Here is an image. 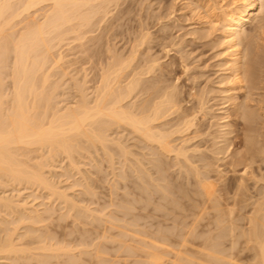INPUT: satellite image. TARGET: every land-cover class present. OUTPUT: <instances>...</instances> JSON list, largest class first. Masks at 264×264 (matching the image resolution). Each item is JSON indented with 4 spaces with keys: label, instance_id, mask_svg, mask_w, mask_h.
I'll list each match as a JSON object with an SVG mask.
<instances>
[{
    "label": "rangeland",
    "instance_id": "rangeland-1",
    "mask_svg": "<svg viewBox=\"0 0 264 264\" xmlns=\"http://www.w3.org/2000/svg\"><path fill=\"white\" fill-rule=\"evenodd\" d=\"M22 1L24 0H11V4L13 7H16ZM263 1L264 0L260 1L259 3L260 6H258V9L256 10L257 16H255L254 19L251 22L247 23L245 26L246 29L243 35V37L245 36V38L243 39V48H245L244 53H246V55L247 53L248 55L252 54L250 56H252L254 59L249 58L247 55L244 57L243 61L247 62L249 60L248 62H251L253 65L254 73H255L254 74V86L252 85L248 87V85L245 84L246 86H244L241 89H237L235 91V96H236L235 101L241 105V108L237 112L234 109L232 100H228L227 97H225L226 93L222 91L223 89H225L227 85L226 82L224 81V75H223L224 71H222L221 69L222 67L221 63L223 62V55H221L222 54L221 51H222L223 45L221 44V41L218 37V34L220 33L219 30L222 29V25L221 23H217L214 26L209 25L208 23H201V20L198 17L201 14L210 16L214 12H218L220 9H224L227 5H230L231 0L230 1L229 0H221V1L220 0H117L116 4H113V2L110 3L109 5V8L111 9L110 15L108 14L107 17H105V19L101 21L103 24L100 22L103 28L104 27L106 28L107 26V28H109L110 30H107V28L103 29L102 27H100L101 25L99 23L95 22L97 18L101 15V13H98L92 18L93 20L94 19L96 20L93 22L91 19L90 20L91 22H89L85 26H79L77 24L73 26V23L78 21L77 19H73L70 23H66L62 27L57 28V29H52V30L50 29L49 31L46 32V34H44L45 42H46V45L48 46V49L45 52V55L47 57H46V61L44 64V68L46 67L47 71L50 74L53 73L51 75L52 76L54 75V76L52 77L50 75L47 82H45L44 84L45 88L43 89V93L46 95L49 94L50 96L52 95L54 96V97L53 96L51 97V105L54 106V108L56 109L62 107L66 102L74 101L75 98L78 97V92H77V88L75 85L76 82L81 83L83 80H85L86 81L85 87L87 88L86 92L90 91L92 87L94 86L95 81L97 79L96 77L97 75L94 71H96L97 73L99 72L98 68L99 66H101V62L105 61V59H107V57L111 55L112 52L128 54L131 48V45L137 42L139 38L138 36H140L142 33H146V37L144 38V41L142 43L143 45L141 44L143 47L140 45L139 50L136 53L137 55H136L135 60L137 59V62L135 60L134 62L142 65L144 64L145 60L149 59L148 57H156L157 60H159L158 63H161L156 66L157 68L155 67V69H153V71L155 70L154 72L150 73L149 75L145 77L146 80L144 79L145 81H143V85H144L143 87H146V91L147 92L156 91L160 93V92H163V90H172L173 92L177 93V96L179 95L178 97L181 99V105L184 107L185 105L186 107H188V106H191L192 104L193 105L195 104L194 106L197 107L200 101L202 104L204 103V105L202 106L203 107L202 112L199 111L200 114L197 113L198 115L197 122L199 123L202 134L197 139L201 141L200 142L197 141L199 144V148H198L199 153H196V155L206 154L207 156L211 157L210 162L211 160H213L211 162L212 165L210 164V168H212L211 174L213 177L211 179L215 182V188L218 191L217 194L222 196V198L219 197L220 204H217V205L224 212V218H225L223 223L219 222L217 224L215 222H212L210 223L211 225L208 224L207 226H204V229L206 228L207 230L211 229L212 235L210 233L209 236L220 235L223 232L227 233L226 230L228 226L230 225L229 220L231 219L233 220H231L232 224L230 226L233 227V230L235 229L234 230L235 233H238L242 227L247 228L248 222L245 216L250 215L253 207L255 206V204H244V205L235 204L234 205V204H228L224 202L225 200L223 199V196L228 191V182L231 181L232 176H237L239 172H236L237 174L236 173L233 174L232 172H230V170H228V161H230V156L227 155V153H225L224 156L221 154L215 155L213 154V151L217 145L227 144L228 142H230L229 149H241V150L244 149V146H243L244 138H245L244 128H243L244 124L240 116V112L242 111V109L246 112H250L251 114H253V117H254V121L251 124L252 126L251 132L254 134V136H256V140H257L255 142L257 145L256 152L260 150L261 147L264 145V61H263L264 60V25H263L264 24V19H263L264 18V2ZM43 2L42 1L41 3L39 2L40 4H38L37 7L38 6L40 7H38V10L33 14L34 17H36V19L40 21L43 20L44 13L48 11L49 6L47 5L50 4V3L48 4L49 1L48 2L45 1L44 3ZM123 6L124 8L122 9ZM207 10H210V11H207ZM111 19H113V22L114 21L115 22L113 23ZM16 20H18V18H16ZM119 23L121 24L119 25ZM21 25L22 24L20 23V26ZM109 26L110 27L112 26V28H110ZM258 26L261 28H259ZM262 26H263V29H262ZM90 27L91 29H89ZM97 28L99 31L97 30ZM257 28H259L260 30L259 29L257 30ZM79 31L82 33H80ZM107 31L109 32L106 33ZM99 35H101V37L103 36L104 38H106V40L101 38ZM249 35L255 38H252ZM58 36H59V41L57 40ZM162 36L164 38H162ZM111 37L113 39H111ZM149 37H150V40H149ZM129 38L131 39V41L129 40ZM107 39L110 40V43H109V40L107 41ZM254 39H257V40H254ZM86 40L89 42H87ZM91 44L92 45L94 44L96 46H92ZM144 44L146 47L144 46ZM218 44L220 46H218ZM141 47L144 49H142ZM47 53H49V55ZM58 53L63 56L62 63L60 62L59 65H53L52 59L55 58L56 55H58ZM91 53L94 54V57L92 56ZM89 54H91L92 57L90 56L88 57L87 55ZM95 54L98 56H96ZM5 57H6L5 58L6 61H4V65L6 66L4 67H7V68L2 67L1 70H2V77H3L2 87H3L4 94H6L5 98H7L6 99V104H7V102L9 103L10 101L9 99L11 97V89H12V77L10 74L11 73L10 72L11 71L10 62L12 60V53L9 49L6 50ZM94 58H98V59L94 60ZM250 60H253V61H250ZM159 65L161 67H158ZM52 66L54 67L50 69ZM187 66L188 68H185ZM93 67H94V70H93ZM157 70H161V71H157ZM5 77H7L6 80H5ZM153 77L154 78L156 77V79H154ZM152 78L154 81L151 80ZM147 81H148V84H147ZM157 83L158 84L160 83L161 86L160 84L157 85ZM168 83L170 85H168ZM146 85L147 86L150 85V86L147 87ZM177 90L179 91L177 92ZM190 92H195L196 96L192 97L190 95ZM237 92L238 94H236ZM145 94L146 93L144 92L140 93L139 96H137L136 100L139 101L140 99L144 98L146 96ZM243 94H244V97H243ZM238 96L240 99L237 98ZM193 101H196V102L193 103ZM63 102L64 104H62ZM42 110H43L42 107L36 110V113L40 112L38 116H40V114L42 113ZM203 111H206V112L203 113ZM34 113L35 112H31V117H33ZM48 115H50V111H49V114L47 113L46 116L44 117H42V114H41V117H42L41 119L45 118V120H42L43 122H45V124L48 120L47 118ZM234 115L236 117H234ZM221 116H224L225 118L224 117L221 118ZM227 124L230 125L229 128L232 130V132H230L231 134H226L225 137L227 138V140L224 141L223 139L225 137L221 135L223 133L222 131L228 130ZM232 124L234 125V127ZM129 131L130 130L128 127H124V128L112 127L108 131V138H118L126 146L125 149L128 152L125 153L124 155L119 153L120 151H118L117 147L114 144L107 143V146H106L107 148L100 146L99 143H96V146H88V144L85 143L86 141L84 137L82 136L78 137V140L76 139V141L73 140L74 142L71 141V144H73V146H76V145L77 146L70 147L72 150H70L68 153L61 151V150H59L60 151L59 152L57 150L53 153H49L51 154L49 155L46 147H40L39 149L38 148L35 149L33 147H21L20 149L16 150V153H15L16 157L18 159H21L22 161H24L30 166L34 165L35 161H36L35 163H37V161L38 163H40L39 161L42 160L41 162L43 164L41 163L39 167V169L43 171V172L41 171L42 175L49 177L48 179L50 181V184L53 185L55 188H57L58 191L60 190L64 191V189H67L65 190L66 192L65 191L64 192L67 195H69L67 197L70 200L65 201L64 198L60 196L58 193L53 194L52 192H50L51 190L49 191V189H47L46 186L42 184L37 185V184L25 183L24 181H20L18 185L17 181H10L9 177L0 175L1 176L0 196L11 197V195H13L12 199L15 201L17 200L21 201V199L23 200L25 199L26 206H24V208L25 207L26 208L25 209H22L23 207L19 208V210H21L22 213H24L25 210H26L25 213H27V211L33 210L35 208H37L39 211L37 215L36 214L33 215V217L30 219H27L24 217L17 219L18 214L19 213L22 214L21 211L20 212L15 211L14 213L13 211L9 212L8 208H4L3 205H0V223L2 224V227L0 224V238H1L0 241L8 239L7 238L8 235H10L9 239L12 238L13 241L17 240L14 242L12 241V243L15 244L13 245L15 249L13 252H11L12 255L9 252L0 253V255L10 257V258H0V263L3 262L2 264H11V263L12 264H32V263L36 264L37 259L43 258L44 260H46L45 264H79V263L83 264V262L85 261H86L85 263L87 264H91L92 262L94 264H141V263L142 264L144 263L154 264V262L149 261V259L144 256L145 252L152 250L148 246L149 243L147 242H150L148 239L151 240L152 239L151 237L159 236V233L161 230L166 231V232L172 231L174 235H172L171 238L173 240L177 239V237L175 236V233L178 231L180 227V224H178L177 222L180 220L179 218L180 215H178L177 213L183 211L184 208L189 207L190 205V204H186L187 198L186 196H184L183 192L192 194L190 192V188L192 187L190 186L189 182H186L185 169L182 168L180 172L177 165L169 166L170 164H173L172 159L171 161L163 157L159 159L157 155H155L154 153H151L148 147H145L143 145L144 142L142 140L138 139L137 141V137H135V135L132 132L131 134ZM236 135L237 137L235 138ZM80 138H83L84 140L83 139L80 140ZM195 141L196 140H194L193 142ZM76 143H79V144H76ZM80 147H82L83 149ZM84 147L88 149L85 150ZM70 153H72V155H70ZM142 153H143V156H142ZM121 155L122 157L124 156L123 157L124 159L121 157ZM150 155L153 157H151ZM258 155H259L257 157L258 159L252 165L253 169H255L254 175H256L255 176L256 178L254 177L253 179L246 180V184L247 186L249 184L248 186L249 191L252 194H255L257 189H259L261 185L262 186L264 185V180L260 179L261 175H263V178H264V161L262 160V158H264V154L260 153L259 151ZM45 161L46 163H44ZM197 163L201 164V162H197ZM154 164L156 165L160 164V165L154 166ZM213 165H215L216 167L215 166L213 167ZM75 166H77L78 168H75ZM111 166H113V168H111ZM138 166H141V167L138 168ZM162 167L167 169L166 172H162L161 170ZM136 169L137 170L141 169L142 171L139 173ZM257 169H260V170L258 171ZM137 175H139V178ZM219 175L221 177H219ZM188 176L190 177V175ZM157 177L158 178L163 177V179H158ZM212 180L210 182H212ZM188 181L190 180L188 179ZM180 183L182 184L185 183V185L180 186ZM154 184L156 186H154ZM146 187L147 189H145ZM158 191H160V193ZM180 196L182 198H180ZM129 200L131 201L130 203H129ZM70 201H72L73 203H71ZM128 204L130 205L128 206ZM74 205H75V209L73 207ZM142 207L143 209H140ZM45 208L46 209L49 208V213L47 215L45 214L47 212H44V213L41 212L42 209H45ZM81 209H84V210H81ZM85 209H87L88 211ZM90 211L92 213H89ZM173 211L175 212L173 213ZM225 211L228 215L225 214ZM84 212L85 214L87 213L88 215L87 214L85 215ZM94 212H96L97 214H95ZM121 213H124V216ZM216 213L217 211L213 207L206 209V211L202 212L201 214L202 216L200 215V218L198 219L199 224L200 225L204 224L208 218H209L208 220H212L213 215ZM15 214L17 216H15ZM89 214L91 217L89 216ZM91 214H94V215H91ZM230 214L233 217H231ZM58 216H59V219H58ZM155 216L157 218H153ZM119 217H123V218H119ZM129 218H130V221H129ZM175 218H176V221H175ZM20 220L22 224L19 223ZM200 225L198 226L199 228H200ZM239 225H241L242 227ZM130 226H133V227L130 229ZM142 230L143 231L145 230L146 232L144 231L141 233ZM147 231H151V232H147ZM42 232H44V234ZM32 233L34 234L32 235ZM123 233H125L124 236L122 235ZM136 233H139V234H136ZM143 233L145 236L149 235L148 236L149 238L145 237ZM45 234L47 235L46 237L44 236ZM49 234H51V237L49 236ZM17 235L22 238H18ZM31 235L37 239H34L33 237H31ZM134 235L135 236L137 235V237L135 238ZM190 237L191 236H188L190 240L194 239L196 241H202L205 237H208V234L198 232L195 235H193L191 238ZM45 238L47 239L46 241H44ZM134 240H136V243ZM219 240L223 241L220 247H224L225 243H226L225 245L228 244L227 236ZM82 241L83 242L85 241V242L83 243ZM142 241L144 242V244H142L143 243ZM242 241H243V238L239 236L238 242L236 243L235 247L232 249V253H233L232 255L234 259L236 258L237 260V261L235 260L234 261L237 262L238 264L239 263L244 264V261L245 263H248L249 261L250 263H253L254 260L251 259V256L253 255V250L242 248L241 247L243 246ZM46 242H47V245H50V248L53 249V251L51 249L46 250V249L39 248V246L46 245ZM77 242H79V244ZM158 243L159 244L162 243L161 245L164 250L170 249L172 251H175L176 249H178V245L175 242L168 244V242L163 243V242L158 241ZM34 245L36 247H34ZM166 245H168L169 248H165ZM119 246L122 249L118 248ZM149 248L150 250H146ZM117 249L118 251L116 253ZM84 250L87 252H85ZM15 252L16 254H14ZM18 252L24 255L19 254ZM97 252L100 253L101 255L96 254ZM94 253L97 257L95 255H92ZM45 254H48V256H46ZM70 254L71 256L69 258L68 255ZM14 255H15V258H14ZM72 255H75L77 260L74 259L75 260L74 261ZM169 255L172 256L171 254ZM169 255L165 256V260L166 262H168L167 264H171V261H169L170 259ZM16 256H18V258ZM21 257L23 260L21 259ZM32 257H34V259H32ZM247 259H248V262H247Z\"/></svg>",
    "mask_w": 264,
    "mask_h": 264
},
{
    "label": "bare ground",
    "instance_id": "bare-ground-1",
    "mask_svg": "<svg viewBox=\"0 0 264 264\" xmlns=\"http://www.w3.org/2000/svg\"><path fill=\"white\" fill-rule=\"evenodd\" d=\"M41 1L42 2L43 1L44 2L49 1L48 4L49 3L50 4L47 5V6H49L48 11L44 13L43 20L40 21V20H37L33 14L38 10V7H40V6L37 7V5L40 4ZM260 1L261 0H231L230 5H227L224 9H220L218 12H214L210 16H207V15H204L201 13H200L201 15L198 16L199 19L201 20V23H208L209 25H213V26L217 23H221V25H222V29L219 30L220 33L218 34V37L221 41V44L223 45V48L221 51L222 52L221 55H223V62L221 63V66H222L221 69H222V71H224L223 72L224 73L223 74L224 75V81L227 84L225 89H223L222 91L226 93L225 97H227L228 100H232V104H233L236 112L241 108V105L235 101V99H236L235 91L237 89L243 88L246 85H248V87H250L252 85L254 86V74L255 73H254L253 65L251 62H248L249 60L247 62L243 61L244 57L248 55V53H247V55H246V53H244L245 48H243V39L245 38V36L243 37V35L245 33L246 24L251 22L254 19V17L257 16L256 10L258 9V6H260L259 5ZM111 2H113V4H116L117 0H24L19 5H17L16 7H13L11 4V0H0V175L1 176L4 175V176L9 177L10 181H17L18 185H19L20 181H24L25 183L37 184V185L42 184V185L46 186V188L49 189V191L51 190L50 192H52L53 194L58 193L60 196H62L64 198L65 201H69L70 199L67 197L69 195H67L65 193L66 192L65 190H67V189H64L65 192L61 191V190L58 191L57 188H55L53 185L50 184V181L48 179L49 177L42 175L43 171L39 169L40 164L42 163L41 162L42 160L39 161L40 163H38V161H37V163H35L36 162L35 161L34 165L30 166L27 163H25L24 161H22L21 159H18L16 157V155H15L16 150L20 149L21 147H33L35 149L36 148L39 149L40 147H46L48 154L53 153L57 150L58 151L61 150V151L68 153L70 150H72L70 147H76L77 146V145L73 146V144H71V141H73V140L76 141V139L78 140V137L82 136V137H84V139L86 141L85 143H87L88 146H96V143H99L100 146L107 148L106 147L107 143H110V144H114L117 147L118 151H120L119 153L124 155L125 153L128 152L125 149L126 146L118 138H108V131L112 127H116V128L128 127L130 130L129 132L130 133L132 132L135 135V137H137V141H138V139L142 140L144 142L143 145L145 147H148V149L151 151V153H154L155 155H157L159 159L162 157L166 158L170 161L172 159L173 164H170L169 166H173V165L176 166L177 165L180 172H181L182 168L185 169V171H186V182H189L190 186L192 187V188H190V192L192 194L183 192L184 196H186V198H187L186 204H190V205H189V207L184 208L183 211L177 213L178 215H180L179 216L180 220L177 221L178 224H180V227H179L178 231L175 233V236L177 237V239L173 240L171 238V236L174 235L172 233V231L166 232V231L161 230L159 233V236L151 237L153 239V240L151 239L152 241L150 239H148L150 241V242H147V243H149L148 246L152 250L145 252L144 256L146 258H148L149 261L154 262V264H167L168 262H166L165 256H167L169 254L172 255V256L169 255L170 256L169 261H171V264H238L237 262H235V261H237L236 258L234 259L233 255H232L233 254L232 249L235 247L236 243L238 242V237L241 236L243 238V241H242L243 246H241V247L253 250V255L251 256V259H253L254 262L250 263V261L248 262V259H247L248 263H245V261H244V264H264V185L263 186L261 185V187L259 189H257L255 194H252L249 191V187H248L249 184H248V186L246 184L247 179H253L256 176V175H254L255 169H253L252 165L258 159L257 158L259 156L258 152L260 151V153L264 154V145L261 147L260 150H258L256 152V146L257 145L255 142L257 140H256V136H254V134L251 132L252 131L251 124L254 121L253 114H251L250 112H246L243 109L240 112V116H241V118L243 120V124H244L243 128H244V137L245 138H244V143L242 142L243 146H244L243 150H241V149H229L230 148L229 147L230 142H228L227 144L217 145L213 151V154H215V155L221 154L224 156V154L227 153V155L230 156V161H228V170H230V172H232L233 174L236 172H239V174L236 173L237 176H232L231 181L228 182V191L223 196V199L225 200L224 202H226L228 204H234V205L235 204H243V205L244 204H255V206L252 209L251 214L245 216V218L248 222V227L244 228L241 225H239L242 228L240 229V231L238 233H235L234 232L235 229L233 230V227L230 226L232 224L231 220H233L230 218L231 219V220H229L230 225L228 226V228L226 230L227 233L223 232L220 235L209 236L210 233L212 235L211 229H208V230H207V228L204 229V226H207L208 224H210L212 222H215L217 224L219 222L223 223L225 218H224V212L217 205V204H220L219 197L222 198V196L217 194L218 191L215 188V182L211 179L213 177L211 174L212 168H210V164L213 160H211V162H210L211 157L207 156L206 154L196 155V153H199V149H198L199 144L197 141H199V142L201 141V140H197V139L202 134L199 123L197 122V119H198L197 113L200 114L199 111L202 112V108H203L202 106L204 105V103L202 104L200 101L199 104L197 102V104H198L197 107L194 106L195 104L194 105L192 104L191 106H188V107H186V105H185V107H184L181 105V99L178 97L179 95L177 96V93L173 92L172 90H163V92H160V93H158L156 91H149V92L146 91V87H143L144 86L143 81L146 80L145 77L147 75H149L150 73L154 72L155 70L153 71V69H155V67L158 64H161V63H158L159 60H157L156 57H148L149 59L145 60L144 64H142V65L134 62L136 55H137L136 53L138 52L140 45L143 43L144 38L146 37V33H142L141 35L139 34L140 36H138L139 38H138L137 42L133 43L131 45V48H130L128 54L118 53V52L113 53L112 52V54L109 55L107 57V59L103 58V59H105V61L101 62V66H99V68H98L99 72L97 73L96 71H94L97 75L96 76L97 79L95 78L96 79L95 84L90 91L86 92L87 88L85 87V83H86L85 80H83L81 83L76 82L75 85L77 88L78 97H76L74 101L66 102L65 104L63 102L62 104H64V105L62 107L56 109V108H54V106L51 105V97L53 95L50 96L49 94L46 95L43 93V89L45 88L44 87L45 82H47V80L49 79V76L51 74H53V73L50 74L47 71L46 67L44 68V64H45L46 57H47L45 55V52L48 49V46L46 45V42H45L44 34H46V32L49 31L50 29L51 30L57 29V28L62 27L66 23H70L73 19L78 20L77 22L73 23V26H75V24H77L79 26H85L89 22H91L90 20L98 13H101V15L97 18V20L92 19V21L94 22L96 20L95 22L100 24V22L103 21L105 19V17H107L108 14L110 15L111 9L109 8V5ZM198 6H199V4H198ZM123 8H124V6L122 7V9ZM120 9H121V7H120ZM196 10H197V8H196ZM118 11H120V10H118ZM207 11H210V10H207ZM121 12H122V10H121ZM123 13H124V11H123ZM30 15H31V17H30ZM20 17H22V18H20ZM120 17H121V15H120ZM16 18H18V20H16ZM113 18H114V16H113ZM111 20L113 22V19H111ZM114 20H115V18H114ZM20 23L22 24L21 26H20ZM102 24H100L101 25L100 27H102ZM120 24L121 23H119V25ZM112 26L111 27L109 26V27L112 28ZM114 27H116V26H114ZM71 28H72V26H71ZM106 28H107V26H106ZM259 28H261V27H259ZM259 28H257V30ZM89 29H91V27ZM262 29H263V26H262ZM97 30H98V28H97ZM107 30H110V29L107 28ZM140 30H141V28H140ZM74 32H75V30H74ZM82 32H83V30H82ZM82 32H80V33H82ZM108 32L109 31H107L106 33H108ZM111 35H112V33H111ZM83 36H85V35H83ZM99 36L101 37V35H99ZM249 36H251V35H249ZM251 37L255 38L253 36H251ZM101 38L106 40V38H104L103 36ZM130 38H129V40L131 41ZM162 38H164V37L162 36ZM74 39H76V38H74ZM85 39H86V37H85ZM111 39H113V38L111 37ZM258 39H259V37H258ZM57 40L59 41V36H58ZM108 40L109 39H107V41ZM149 40H150V37H149ZM254 40H257V39H254ZM101 41H103V40H101ZM87 42H89V41H87ZM109 43H110V40H109ZM92 46H96V45L93 44ZM144 46H145V44H144ZM218 46H220V45L218 44ZM89 47H88V49H89ZM99 48H100V46H99ZM106 48H107V46H106ZM7 49H9L12 53V60L10 62L11 63V66H10V69H11L10 72L11 73L10 74L12 77V89H11V97L9 99L10 101H9V103L7 102V104H6L7 98H5L6 94H4L3 87H2L3 77H2V70L1 69H2V67L6 66V65H4V61H6L5 54H6ZM142 49H144V48H142ZM108 50H109V48H108ZM148 50H150V49H148ZM141 51H143V50H141ZM257 51H259V50H257ZM149 53H151V52H149ZM47 54L49 55V53H47ZM91 54H89L87 56L88 57L89 56L94 57V54H92V56H91ZM107 54H109V53H107ZM99 55H100V53H99ZM215 55H217V54H215ZM250 55H252V54H249L248 57L254 59ZM96 56H98V55H96ZM62 58H63V56L58 53V55H56V57L52 59V64L53 65H59L60 62L62 63V60H63ZM96 59H98V58H94V60H96ZM101 60H102V58H101ZM91 61H90V63H91ZM135 61L137 62V59ZM250 61H253V60H250ZM99 62H100V60H99ZM172 64H173V62H172ZM93 66H94V64H93ZM53 67L54 66H52L51 68L49 67V68L52 69ZM158 67H161V66L159 65ZM4 68H7V67H4ZM185 68H188V66ZM93 70H94V67H93ZM161 70H157V71H161ZM62 76H64V75H62ZM6 78L7 77H5V80H6ZM70 78H72V77H70ZM153 78L151 80H153ZM154 79H156V77ZM158 82H160V81H158ZM151 83H152V81H151ZM147 84H148V81H147ZM159 84L157 83V85H159ZM69 85H71V84H69ZM168 85H170V84L168 83ZM168 85H167V87H168ZM148 86H150V85H148ZM160 86H161V84H160ZM187 88H188V86H187ZM191 88H192V86H191ZM53 91H54V89H53ZM178 91L179 90H177V92ZM48 92H50V91H48ZM143 92L146 93L145 94L146 96L144 98L140 99L139 101H137L136 100L137 96H139V94L143 93ZM181 92H183V91H181ZM236 94H238V92ZM244 94H243V97H244ZM246 94H247V92H246ZM190 95L192 97L196 96L195 92H190ZM237 98H239V96ZM202 100H204V99H202ZM194 102H196V101H193V103ZM40 107L43 108L42 113H41L42 117L46 116L47 113L49 114V111H50V115H48V117H47L48 120L46 118V120H47L46 124H45V122L42 121V120H45V118L41 119L42 118L41 114H40V116H38L40 112L36 113V110ZM257 107H259V106H257ZM260 107H261V105H260ZM215 110H217V109H215ZM31 112H35L36 114L34 113L35 115L33 114V117H31ZM204 112H206V111H203V113ZM231 116H232V114H231ZM223 117L224 116H221V118H223ZM234 117H236V116L234 115ZM227 125H228V130L222 131L223 133L221 136H223V137H225L226 134H231L230 132H232V130L229 128L230 125L229 124H227ZM233 127H234V125H233ZM236 132H237V130H236ZM238 133H239V131H238ZM118 135H119V133H118ZM206 137H208V136H206ZM233 137H234V135H233ZM236 137H237V135L235 136V138ZM123 138H124V136H123ZM230 138H232V137H230ZM81 139H83V138H80V140ZM194 140H196L195 142H197V143L193 142ZM223 140L225 141V140H227V138L225 137ZM76 144H79V143H76ZM78 148H76V149H78ZM80 148H82V147H80ZM111 148H112V146H111ZM27 149H29V148H27ZM84 149L86 150L88 148L84 147ZM104 150H106V149H104ZM85 154H87V153H85ZM49 155H51V154H49ZM70 155H72V153H70ZM142 156H143V153H142ZM121 157H122V155H121ZM151 157H153V156H151ZM72 158H74V157H72ZM125 159H126V157H125ZM262 160L264 161V158H262ZM73 162H74V160H73ZM197 162H201V164H198ZM44 163H46V161ZM107 163H108V161H107ZM137 163H139V162H137ZM110 164H112V163H110ZM159 165L160 164H158V165L154 164V166H159ZM71 166H73V165H71ZM214 166L215 165H213V167ZM238 166H239V168H238ZM139 167H141V166H138V168ZM75 168H78V167L75 166ZM97 168H98V166H97ZM111 168H113V166H111ZM161 170H162V172H166L167 169L162 167ZM257 170L259 171L260 169H257ZM137 171L140 173L142 170L140 169ZM159 172H160V170H159ZM112 174H113V172H112ZM188 175H190V177ZM1 176H0V178H1ZM137 176L139 178V175H137ZM161 176H162V174H161ZM219 177H221V176L219 175ZM83 179H84V177H83ZM158 179H163V177H159ZM188 179L190 181H188ZM210 179L212 180V182H210L211 181ZM216 179H217V177H216ZM260 179L264 180L263 175H261ZM142 180H143V178H142ZM146 182H148V181H146ZM153 182H155V181H153ZM12 183H14V182H12ZM155 184H154V186H156ZM15 185H17V184H15ZM183 185H185V183H183V184L180 183V186H183ZM219 186H220V184H219ZM147 187L145 189H147ZM155 188H157V187H155ZM158 192L160 193V191H158ZM188 192H189V190H188ZM12 197H13V195H11V197L0 196V205H3L4 208H8L9 212L13 211V213L15 211L20 212L21 210H19V208H22V207H23L22 209L26 208V207L24 208V206H26L25 199L24 200L21 199V201H18V200L15 201L12 199ZM141 197H143V196H141ZM180 198H182V197L180 196ZM70 202L73 203L72 201H70ZM130 202L131 201L129 200V203ZM157 204H158V202H157ZM129 205L130 204H128V206ZM73 207L75 209V205ZM211 207L215 208L217 213L213 215L212 220H208L209 219L208 218L204 224L200 225L198 222L200 215L202 214V212H205L206 209L211 208ZM46 208L42 209L41 212H43V213L47 212V213H45L47 215L49 213V208L48 209H46ZM84 208H86V207H84ZM140 209H143V207ZM81 210H84V209H81ZM85 210H87V209H85ZM172 210H174V209H172ZM25 211H24V213H22V211H21V213L23 215L20 213L19 214L17 213L18 214V216H17L15 214V216H17V219H20L23 217L30 219L33 217V215H35V214L37 215L39 212L37 208H35L33 210H29V211H27V213H25ZM87 211H85V212H87ZM85 212H84V214H85ZM174 212L175 211H173V213ZM89 213H92V212L90 211ZM94 213L97 214L96 212H94ZM121 214H123V216H124V213H121ZM127 214H129V213H127ZM225 214L228 215L226 213V211H225ZM91 215H94V214H91ZM89 216H90V214H89ZM230 216H231V214H230ZM231 217H233V216H231ZM45 218H47V217H45ZM119 218H123V217H119ZM153 218H157V217L155 216ZM35 219H36V217H35ZM58 219H59V216H58ZM58 219H56V220H58ZM98 219H100V218H98ZM238 219H240V218H238ZM26 221H28V220H26ZM129 221H130V218H129ZM175 221H176V218H175ZM19 223H21V220ZM128 224H129V222H128ZM130 224H132V223H130ZM126 225H125V227H126ZM199 225H200V228L198 227ZM233 226H234V224H233ZM1 227H2V224H1ZM132 227L133 226H130V229ZM18 228H19V226H18ZM100 228H101V226H100ZM118 229H120V228H118ZM13 230H14V228H13ZM144 231L142 230L141 233ZM151 231H147V232H151ZM87 232H88V230H87ZM198 232L199 233H207L208 237H205L202 241H196L194 239L190 240L188 238V236L192 237L193 235H195ZM34 233H36V232H34ZM34 233H32V235ZM42 233L44 234V232H42ZM124 234L125 233H123L122 235L124 236ZM136 234H139V233H136ZM32 235H31V237H33L34 239H37ZM143 235H144V233H143ZM152 235H154V234H152ZM37 236H39V235H37ZM44 236L46 237L47 235L45 234ZM49 236L51 237V234H49ZM148 236L149 235H147L145 237H148ZM225 236L228 237V244L225 245L226 244L225 243L224 247H220V245L223 243V241H220L219 239H221ZM17 237L22 238V237H19L18 235H17ZM136 237H137V235L135 236V238ZM7 238L8 239H6V240L0 241V253L1 252L11 253L15 249L13 246L15 244L12 243V241H13L12 238L9 239L10 235H8ZM80 238H82V237H80ZM123 239H124V237H123ZM46 240L47 239L45 238L44 241H46ZM48 240H49V238H48ZM14 241H17V240H14ZM19 241H20V239H19ZM134 241L136 243V240H134ZM158 241L163 242V243L168 242V244L175 242L178 245V249H176L175 251H172L170 249L164 250L162 248V245H161L162 243L159 244ZM41 242H42V240H41ZM77 243L79 244V242H77ZM249 243H250V245H249ZM31 244H30V246H31ZM42 244H44V243H42ZM142 244H144V242ZM34 247H36V246L34 245ZM39 248L46 249V250L51 249L50 245H47V242H46V245L39 246ZM118 248H121V247L119 246ZM150 248L146 249V250H150ZM165 248H169V246L166 245ZM51 250L53 251V249H51ZM117 251H118V249L116 250V253H117ZM85 252H87V251H85ZM27 253H26V255H27ZM79 253H80V251H79ZM14 254H16V252ZM19 254H22V253H19ZM96 254L101 255L98 252ZM11 255H12V253H11ZM22 255H24V254H22ZM45 255L48 256V254H45ZM92 255H95V253ZM68 256L70 258L71 254ZM68 256H67V258H68ZM16 257L18 258V256H16ZM72 257H73V260L74 259L77 260L75 255H72ZM0 258H10V257L0 255ZM14 258H15V255H14ZM245 258H247V257H245ZM21 259H22V257H21ZM32 259H34V257H32ZM79 261H78V263H79ZM85 262H83V264ZM2 263H0V264H2ZM45 263H46V260H44L43 258L37 259V262H36V264H45ZM97 263H99V262H97ZM85 264H87V263H85Z\"/></svg>",
    "mask_w": 264,
    "mask_h": 264
}]
</instances>
